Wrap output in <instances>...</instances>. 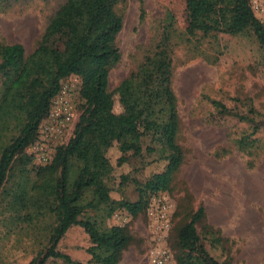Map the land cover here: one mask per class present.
<instances>
[{
  "label": "rangeland",
  "instance_id": "1",
  "mask_svg": "<svg viewBox=\"0 0 264 264\" xmlns=\"http://www.w3.org/2000/svg\"><path fill=\"white\" fill-rule=\"evenodd\" d=\"M66 1L0 0V43L22 44L31 54ZM118 10L124 20L117 40L122 57L111 72L110 89L137 72L147 58L165 50L172 61L177 141L184 155L170 190L147 193L146 206L137 216L118 209L105 220L106 226L126 228L133 237L120 264H152V256L161 250L169 255L167 264H179L178 256L187 254L180 249L179 231L199 207H204L205 217L197 231L212 257L221 264H264V47L251 30L190 34L185 0H127ZM171 14L175 16L172 25ZM256 17L264 26V15ZM81 86L75 75L62 81L74 118L43 120L37 139L17 157L1 190L0 264H30L48 247L58 224L52 209L55 200L36 205L32 187L38 169L46 167L57 149L75 136L85 104ZM213 101L232 113H219ZM12 137L0 141V153ZM150 144L145 140L143 154H130L124 169L115 171V177H131L121 187L110 183L115 203L138 202L140 193L132 180L144 185L165 170L167 164L158 160V154L146 152ZM23 183L30 194L25 203L18 201ZM87 198L91 199L90 193ZM95 214L88 211L79 220ZM92 246L84 228L73 226L57 251L74 263L88 264ZM46 264L68 263L50 259Z\"/></svg>",
  "mask_w": 264,
  "mask_h": 264
},
{
  "label": "trees",
  "instance_id": "2",
  "mask_svg": "<svg viewBox=\"0 0 264 264\" xmlns=\"http://www.w3.org/2000/svg\"><path fill=\"white\" fill-rule=\"evenodd\" d=\"M126 1L67 0L29 55L22 44L0 43V141L13 135L0 153V193L17 157L37 139L39 126L49 117L52 101L62 90L65 78L75 75L81 79L85 101L74 138L37 171L38 180L32 187L35 204L55 200L52 209L58 224L46 250L30 264H46L50 259L82 264L57 251L58 243L73 226L84 228L93 244L88 264H120L133 237L126 228L106 226L105 220L118 209L137 216L146 206L147 193L170 190L183 163L177 141L179 116L172 89V61L167 52L162 50L154 58H147L137 72L115 90L110 89L111 72L122 57L117 40L124 20L118 9ZM185 15L190 34H241L251 30L264 47V26L249 0H185ZM174 19L173 14L168 17L171 25ZM212 104L221 114L232 113L219 101ZM240 119L256 124L247 116ZM145 140L151 143L146 152L158 154L166 168L144 185L132 180L140 193L138 202L117 204L112 201L110 183L121 187L131 177H115L114 173L124 169L130 154H143ZM26 186L21 185L19 202L25 203L30 196ZM88 211L97 215L79 220ZM204 217L205 209L199 207L180 229L179 246L187 254L178 256L179 264H221L201 243L197 225Z\"/></svg>",
  "mask_w": 264,
  "mask_h": 264
},
{
  "label": "built area",
  "instance_id": "3",
  "mask_svg": "<svg viewBox=\"0 0 264 264\" xmlns=\"http://www.w3.org/2000/svg\"><path fill=\"white\" fill-rule=\"evenodd\" d=\"M250 5L253 9L254 14L264 15V0H251ZM67 90L62 87V90L53 99L51 104V111L49 119L63 120L70 122L74 118L73 109L66 100ZM47 119V118H46ZM165 215L163 214V219ZM169 255L165 250H161L152 256V264H167Z\"/></svg>",
  "mask_w": 264,
  "mask_h": 264
}]
</instances>
